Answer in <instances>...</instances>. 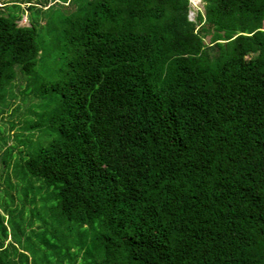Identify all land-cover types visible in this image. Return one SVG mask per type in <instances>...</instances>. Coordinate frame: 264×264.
Wrapping results in <instances>:
<instances>
[{
    "label": "trees",
    "instance_id": "trees-1",
    "mask_svg": "<svg viewBox=\"0 0 264 264\" xmlns=\"http://www.w3.org/2000/svg\"><path fill=\"white\" fill-rule=\"evenodd\" d=\"M201 1L0 0V264H264V0Z\"/></svg>",
    "mask_w": 264,
    "mask_h": 264
},
{
    "label": "rangeland",
    "instance_id": "rangeland-1",
    "mask_svg": "<svg viewBox=\"0 0 264 264\" xmlns=\"http://www.w3.org/2000/svg\"><path fill=\"white\" fill-rule=\"evenodd\" d=\"M32 1H35V0H32ZM190 3H191V8H190V11H189V18L191 20H194L195 18V15H196V8H199V9H203L202 6H203V1L201 0H190ZM18 24L20 25H27L28 24V21H27V14L26 13H23V16L21 19H19L17 21ZM263 28H264V24H263ZM207 40V39H206ZM19 99H17L18 101ZM14 107V105L10 106V107H7L4 109V112L3 113H0V155L2 154L3 150L5 149V147L9 144L12 143V140H7L6 143H2L1 141V137L2 136H6L7 135V132L9 133L8 135H10L12 133V131L8 130V122H7V116L9 115L11 109ZM14 181V180H13ZM7 198L5 197V200ZM16 204V201L14 202ZM12 207H15L16 205L15 204H12L10 203ZM36 227V223L34 225L33 228ZM8 230H10V225H8ZM0 238H1V235H0ZM15 241L17 242L16 243V246H17V249L16 251H23L25 252L28 256H30V252L28 250H26V247H30L31 244H33V240L29 241L28 244H22V242L20 241H17V238H15ZM21 247V248H20Z\"/></svg>",
    "mask_w": 264,
    "mask_h": 264
},
{
    "label": "clouds",
    "instance_id": "clouds-1",
    "mask_svg": "<svg viewBox=\"0 0 264 264\" xmlns=\"http://www.w3.org/2000/svg\"><path fill=\"white\" fill-rule=\"evenodd\" d=\"M196 10H198V8H196Z\"/></svg>",
    "mask_w": 264,
    "mask_h": 264
}]
</instances>
